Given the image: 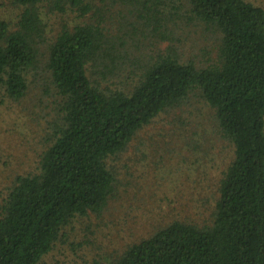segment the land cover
<instances>
[{
    "label": "trees",
    "instance_id": "1",
    "mask_svg": "<svg viewBox=\"0 0 264 264\" xmlns=\"http://www.w3.org/2000/svg\"><path fill=\"white\" fill-rule=\"evenodd\" d=\"M101 1L110 19L121 18L114 35L87 0H13L17 23L0 22V95L22 100L46 55L57 98L37 172L17 176L0 206V264H39L73 222L101 217L117 183L110 159L191 94L232 151L209 220L157 226L108 264H264V10L245 0ZM49 2L87 20L51 37ZM148 26L170 45L136 57L128 43ZM187 26L217 36L215 62L182 61L173 40Z\"/></svg>",
    "mask_w": 264,
    "mask_h": 264
},
{
    "label": "rangeland",
    "instance_id": "2",
    "mask_svg": "<svg viewBox=\"0 0 264 264\" xmlns=\"http://www.w3.org/2000/svg\"><path fill=\"white\" fill-rule=\"evenodd\" d=\"M87 1L96 8L102 7L114 35L121 18L115 12L110 19L101 0ZM245 1L264 10V0ZM42 11L51 37L87 20L70 9L59 13L51 2L44 4ZM21 12L22 7L13 0H0V22L8 23L10 29ZM143 26L139 24L140 28ZM177 32L173 44L182 61L206 66L217 60L215 34L192 26ZM144 34L128 43L127 49L136 57L164 51L170 45L149 26ZM136 41L144 44V50L138 48ZM46 48L42 46L41 52L45 53ZM46 60V55L41 56L37 69L28 76L29 89L22 100L13 101L4 91L0 95V206L17 176L37 172L56 120L57 98L45 73ZM215 126L211 109L193 94L184 106L157 118L124 153L110 159L117 183L103 215L73 222L39 264H84L93 260L108 264L157 226L176 219L203 225L214 209L219 179L232 152Z\"/></svg>",
    "mask_w": 264,
    "mask_h": 264
}]
</instances>
